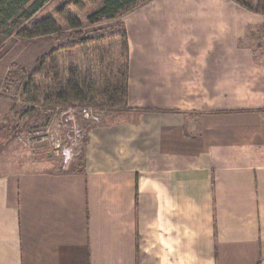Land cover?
Here are the masks:
<instances>
[{
  "label": "crops",
  "instance_id": "1",
  "mask_svg": "<svg viewBox=\"0 0 264 264\" xmlns=\"http://www.w3.org/2000/svg\"><path fill=\"white\" fill-rule=\"evenodd\" d=\"M254 15L234 0L125 14L132 110L102 112L71 171L0 163V264H264Z\"/></svg>",
  "mask_w": 264,
  "mask_h": 264
},
{
  "label": "rangeland",
  "instance_id": "2",
  "mask_svg": "<svg viewBox=\"0 0 264 264\" xmlns=\"http://www.w3.org/2000/svg\"><path fill=\"white\" fill-rule=\"evenodd\" d=\"M243 1L262 10L256 12L254 17L258 21L248 27L247 34L245 30L243 38L258 42L264 56V0ZM101 8L100 0H84L82 8L65 6L61 0H51L41 15L53 17L58 22L66 34L64 40H60L56 34L32 39L13 35L0 50V163L17 158L19 165L24 167H53L58 171H71L80 166L88 130L102 121L104 113L98 112L100 120L96 122L80 118L83 135L70 160L55 154L49 141H27L25 138L31 129L42 127L49 121V109L47 111L42 105L45 96L55 88L56 76L61 84L76 81L80 75L72 74L76 69L83 68L86 71L94 70L96 82L102 76L111 78L121 71L124 62L121 56L123 17L118 21L92 23L90 16ZM67 17L78 18L82 27L77 30L90 36L86 50L80 45L76 49H69L71 41L78 43L80 39L73 35L76 30L69 26L65 19ZM16 69L26 74L23 80L18 77L9 79L10 71Z\"/></svg>",
  "mask_w": 264,
  "mask_h": 264
},
{
  "label": "trees",
  "instance_id": "3",
  "mask_svg": "<svg viewBox=\"0 0 264 264\" xmlns=\"http://www.w3.org/2000/svg\"><path fill=\"white\" fill-rule=\"evenodd\" d=\"M65 6L74 5L83 7L84 0H61ZM96 1V0H90ZM150 0H100L102 8L90 16L92 23L101 21H118L125 14L139 7ZM244 7L261 12L260 8L246 4L243 0H234ZM51 0H0V50L13 35L22 38L32 39L56 34L60 40L66 38V34L60 28L58 22L53 17L42 16V11L50 4ZM264 12V9H263ZM73 33L80 41H71L69 49H76L79 45L83 50L87 49L86 43L89 35L77 30L82 27L78 18H65ZM123 51L124 59L121 71L111 78H103L95 82L94 70L86 71L83 68L76 69L72 76L80 75L76 81H69L65 84L59 82V77H55V88L48 93L43 102V107L48 110L56 106L75 107L80 110L92 107L101 112L120 113L132 110L129 104V60L130 47L129 40L123 26ZM118 68V67H117ZM21 69L10 71L9 79H24L26 74H21ZM23 75V76H21ZM97 78H99L97 76ZM102 83H101V82ZM94 95V96H91Z\"/></svg>",
  "mask_w": 264,
  "mask_h": 264
},
{
  "label": "built area",
  "instance_id": "4",
  "mask_svg": "<svg viewBox=\"0 0 264 264\" xmlns=\"http://www.w3.org/2000/svg\"><path fill=\"white\" fill-rule=\"evenodd\" d=\"M98 112L92 107L80 110L72 106H56L49 109V121L42 127L31 129L25 140L49 141L55 154L70 160L83 135L80 118L96 122L100 120Z\"/></svg>",
  "mask_w": 264,
  "mask_h": 264
}]
</instances>
